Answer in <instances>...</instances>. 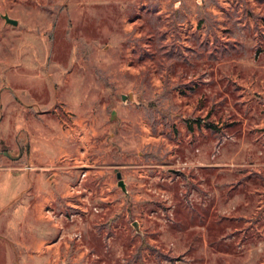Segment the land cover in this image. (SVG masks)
<instances>
[{
	"label": "rangeland",
	"instance_id": "obj_1",
	"mask_svg": "<svg viewBox=\"0 0 264 264\" xmlns=\"http://www.w3.org/2000/svg\"><path fill=\"white\" fill-rule=\"evenodd\" d=\"M0 264H264V0H0Z\"/></svg>",
	"mask_w": 264,
	"mask_h": 264
},
{
	"label": "water",
	"instance_id": "obj_2",
	"mask_svg": "<svg viewBox=\"0 0 264 264\" xmlns=\"http://www.w3.org/2000/svg\"><path fill=\"white\" fill-rule=\"evenodd\" d=\"M6 20L8 21V22H11V23H17V20L15 19V18H11V17H6Z\"/></svg>",
	"mask_w": 264,
	"mask_h": 264
},
{
	"label": "crops",
	"instance_id": "obj_3",
	"mask_svg": "<svg viewBox=\"0 0 264 264\" xmlns=\"http://www.w3.org/2000/svg\"><path fill=\"white\" fill-rule=\"evenodd\" d=\"M217 29H218V28H217ZM210 32H211V31H209V34H211Z\"/></svg>",
	"mask_w": 264,
	"mask_h": 264
}]
</instances>
